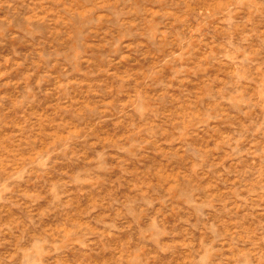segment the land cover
Here are the masks:
<instances>
[{
  "label": "rangeland",
  "instance_id": "obj_1",
  "mask_svg": "<svg viewBox=\"0 0 264 264\" xmlns=\"http://www.w3.org/2000/svg\"><path fill=\"white\" fill-rule=\"evenodd\" d=\"M0 264H264V0H0Z\"/></svg>",
  "mask_w": 264,
  "mask_h": 264
}]
</instances>
